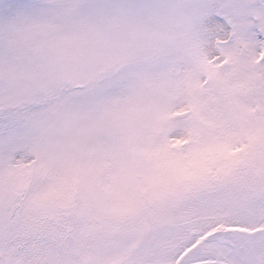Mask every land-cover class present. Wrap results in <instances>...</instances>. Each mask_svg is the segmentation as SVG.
Here are the masks:
<instances>
[{
    "label": "rangeland",
    "instance_id": "1",
    "mask_svg": "<svg viewBox=\"0 0 264 264\" xmlns=\"http://www.w3.org/2000/svg\"><path fill=\"white\" fill-rule=\"evenodd\" d=\"M48 2L0 26V264H264V0ZM161 140L230 152L106 215L98 162Z\"/></svg>",
    "mask_w": 264,
    "mask_h": 264
},
{
    "label": "snow or ice",
    "instance_id": "2",
    "mask_svg": "<svg viewBox=\"0 0 264 264\" xmlns=\"http://www.w3.org/2000/svg\"><path fill=\"white\" fill-rule=\"evenodd\" d=\"M62 11L75 13L77 8L56 5ZM88 11L104 13L112 6L107 3H95L86 6ZM52 10L48 0H0V26L7 32L12 24L22 18L38 17ZM264 35V34H262ZM12 128L11 124L6 125ZM230 146L227 143L196 144L191 150L177 149L171 143L161 140L141 149L133 150V159L146 161L147 170L133 167L128 162L118 161L114 157H106L98 162L95 177H102L106 167L115 165L116 175L108 182L98 179L95 190L103 199L114 201L105 207L106 215H118L122 210L133 206L137 199L150 192L152 186L162 180L167 173L193 166H205L218 155H227ZM85 182V177L77 169H73L67 179L70 186H78Z\"/></svg>",
    "mask_w": 264,
    "mask_h": 264
},
{
    "label": "water",
    "instance_id": "3",
    "mask_svg": "<svg viewBox=\"0 0 264 264\" xmlns=\"http://www.w3.org/2000/svg\"><path fill=\"white\" fill-rule=\"evenodd\" d=\"M206 242L208 243H217L221 246H229L234 247V243L232 241V232L230 230H219L209 234L206 238Z\"/></svg>",
    "mask_w": 264,
    "mask_h": 264
},
{
    "label": "flooded vegetation",
    "instance_id": "4",
    "mask_svg": "<svg viewBox=\"0 0 264 264\" xmlns=\"http://www.w3.org/2000/svg\"><path fill=\"white\" fill-rule=\"evenodd\" d=\"M233 241V240H232ZM234 243V242H233ZM216 244V243H215ZM235 244V243H234ZM241 251H244V249L243 248H241ZM152 263L153 264H156V263H154V261H152ZM166 264H168V263H166ZM198 264H205V263H198Z\"/></svg>",
    "mask_w": 264,
    "mask_h": 264
}]
</instances>
